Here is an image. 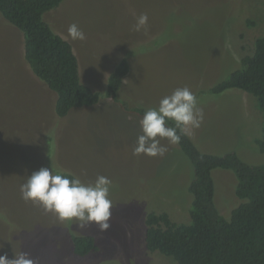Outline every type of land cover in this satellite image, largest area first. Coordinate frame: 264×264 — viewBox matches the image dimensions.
Segmentation results:
<instances>
[{
	"label": "rangeland",
	"instance_id": "1",
	"mask_svg": "<svg viewBox=\"0 0 264 264\" xmlns=\"http://www.w3.org/2000/svg\"><path fill=\"white\" fill-rule=\"evenodd\" d=\"M142 13L148 23L135 31ZM44 19L71 43L81 81L101 95L98 103L58 117L56 94L24 59L22 32L0 16V255L26 252L37 264H176L146 249L144 218L164 211L173 222H190L192 166L166 138L160 139L167 148L163 156L133 155L142 115L104 96L107 79L126 57L130 68L117 99L146 110L187 86L204 113L203 123L190 132L196 146L219 155L235 151L247 163L264 164L255 143L264 116L255 96L237 88L209 92L264 35V0H63ZM73 23L85 40L68 37ZM41 167L73 173L85 183L108 177V229H81L22 200L20 185ZM220 171H212L214 201L228 218L242 199L234 173ZM72 234L92 235L96 249L74 254Z\"/></svg>",
	"mask_w": 264,
	"mask_h": 264
},
{
	"label": "trees",
	"instance_id": "2",
	"mask_svg": "<svg viewBox=\"0 0 264 264\" xmlns=\"http://www.w3.org/2000/svg\"><path fill=\"white\" fill-rule=\"evenodd\" d=\"M62 1L0 0V16L22 32L24 59L30 70L56 94L54 111L58 117L98 103L101 95L81 81L71 43L44 19V14ZM129 68L128 59L120 58L108 76L104 96L143 116L146 109L129 107L125 100L117 99ZM231 88L254 95L264 116V35L257 37L250 54L240 58L239 68L209 92L220 94ZM168 126H174L173 122ZM255 143L264 153V123L262 136ZM177 145L193 169L187 189L191 220L176 223L167 212H148L144 218L146 249L171 257L176 264H264V164L247 163L235 151L221 155L203 152L187 133L181 134ZM217 168L234 173L235 192L242 199L228 218L222 216L214 201L212 171ZM71 240L72 252L78 256L96 249L90 234H72Z\"/></svg>",
	"mask_w": 264,
	"mask_h": 264
},
{
	"label": "clouds",
	"instance_id": "3",
	"mask_svg": "<svg viewBox=\"0 0 264 264\" xmlns=\"http://www.w3.org/2000/svg\"><path fill=\"white\" fill-rule=\"evenodd\" d=\"M147 14L136 17L135 31L145 28ZM68 37L83 41L85 33L76 23L69 25ZM204 118L203 109L198 107L195 94L187 87L176 88L162 97L156 107L148 108L138 121L141 134L137 136L133 155L149 157L163 156L167 148L160 139L169 144H178L181 134L199 128ZM174 126H168V122ZM178 130L179 133L178 134ZM112 181L106 176H97L94 182L85 183L73 173H53L50 168L41 167L27 176L20 185L21 199L52 213L60 221H72L83 229L95 224L103 231L109 227L112 201L109 198ZM0 264H37L26 252H16L12 258L0 255Z\"/></svg>",
	"mask_w": 264,
	"mask_h": 264
},
{
	"label": "crops",
	"instance_id": "4",
	"mask_svg": "<svg viewBox=\"0 0 264 264\" xmlns=\"http://www.w3.org/2000/svg\"><path fill=\"white\" fill-rule=\"evenodd\" d=\"M263 116V115H262ZM202 123H203V121H202ZM201 123V124H202ZM191 131H194V129H191V130H189L188 132H187V134L190 136V132ZM192 135V134H191ZM191 137V136H190ZM192 138V137H191ZM192 140H193V138H192ZM194 141V140H193ZM195 142V141H194ZM226 169H221V171L220 172H223V173H225L226 171H225ZM213 176V175H212Z\"/></svg>",
	"mask_w": 264,
	"mask_h": 264
}]
</instances>
